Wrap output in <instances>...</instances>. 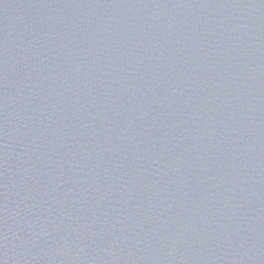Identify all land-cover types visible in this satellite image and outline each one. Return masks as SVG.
<instances>
[{
	"label": "water",
	"instance_id": "water-1",
	"mask_svg": "<svg viewBox=\"0 0 264 264\" xmlns=\"http://www.w3.org/2000/svg\"><path fill=\"white\" fill-rule=\"evenodd\" d=\"M0 264H264V0H0Z\"/></svg>",
	"mask_w": 264,
	"mask_h": 264
}]
</instances>
